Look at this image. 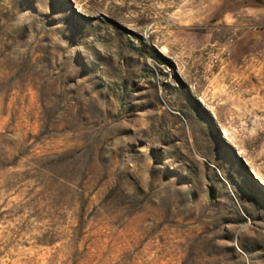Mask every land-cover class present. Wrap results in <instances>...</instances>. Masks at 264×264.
Listing matches in <instances>:
<instances>
[{
	"label": "rangeland",
	"instance_id": "rangeland-1",
	"mask_svg": "<svg viewBox=\"0 0 264 264\" xmlns=\"http://www.w3.org/2000/svg\"><path fill=\"white\" fill-rule=\"evenodd\" d=\"M0 264H264V0H0Z\"/></svg>",
	"mask_w": 264,
	"mask_h": 264
},
{
	"label": "crops",
	"instance_id": "crops-1",
	"mask_svg": "<svg viewBox=\"0 0 264 264\" xmlns=\"http://www.w3.org/2000/svg\"><path fill=\"white\" fill-rule=\"evenodd\" d=\"M191 19H193V16H192V17H190L188 20H191Z\"/></svg>",
	"mask_w": 264,
	"mask_h": 264
},
{
	"label": "clouds",
	"instance_id": "clouds-1",
	"mask_svg": "<svg viewBox=\"0 0 264 264\" xmlns=\"http://www.w3.org/2000/svg\"><path fill=\"white\" fill-rule=\"evenodd\" d=\"M15 26L17 27V26H22V25H15Z\"/></svg>",
	"mask_w": 264,
	"mask_h": 264
}]
</instances>
